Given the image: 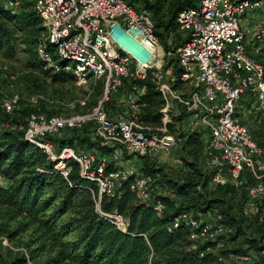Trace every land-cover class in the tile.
<instances>
[{"label": "built area", "instance_id": "2783aa9c", "mask_svg": "<svg viewBox=\"0 0 264 264\" xmlns=\"http://www.w3.org/2000/svg\"><path fill=\"white\" fill-rule=\"evenodd\" d=\"M34 9L44 28L37 54L46 68L58 71L46 47L52 46L59 61L72 63L69 70L76 80L92 79L102 83L101 100L88 115L46 116L37 111L10 127L41 149L63 177H67V160L75 161L82 178L98 188L102 195L113 197L124 181L131 178L129 190L140 203H150L154 186L151 178L134 167L133 160L171 154L176 139L168 135L170 114L180 116L184 130L201 134L207 168L213 181L244 189L246 199L242 215L264 224V140L260 143L251 126L264 130V68L257 60L264 46V0H199L196 7L182 10L176 23L178 32L188 41L175 51L179 74L168 64L173 54L164 52L154 33V23L146 10L127 0H33ZM16 1L3 0L0 7L14 14ZM8 82H16L8 76ZM159 92L163 105L161 132H152L141 114L142 98L147 92L144 82ZM180 86V89L176 87ZM247 95L249 105H242ZM111 96H120L111 115L105 105ZM41 95L32 99L36 106ZM20 98H0V107L8 115L19 109ZM84 105V103H81ZM245 117L247 123H242ZM93 122V136L111 150L100 157L77 151L70 146L59 152L47 138H61L71 129H80ZM107 162L115 170L105 174ZM177 166L179 160L174 162ZM41 172V170H38ZM160 216L163 205L153 204ZM118 229L125 231L126 220L105 215ZM184 224L188 228L190 249L204 246V253L216 254L220 264H228L219 254L220 237L227 229L216 224L210 215L192 218L183 214L174 219L172 229ZM169 229V231L171 230ZM8 246L5 238L1 239ZM23 255L30 260L25 250ZM254 251L230 256L236 264H255Z\"/></svg>", "mask_w": 264, "mask_h": 264}, {"label": "trees", "instance_id": "16d2710c", "mask_svg": "<svg viewBox=\"0 0 264 264\" xmlns=\"http://www.w3.org/2000/svg\"><path fill=\"white\" fill-rule=\"evenodd\" d=\"M12 1L18 3L16 13L11 14L0 7V57L13 59L16 45H23L27 56L26 69L31 73H38L52 84H63L74 79L71 72L65 70L69 64L57 59L52 46L46 47V50L56 61L58 71L46 68L39 58L36 49L42 42L44 28L33 0ZM127 1L150 14L154 33L164 52L172 53L188 41V36L178 32L176 18L182 10L196 7L199 0ZM262 53L263 50L256 58L264 68ZM168 64L178 75L177 58L171 56ZM143 84L147 88L142 98L145 105L143 120L161 127L159 109L163 100L150 82ZM31 86L36 88L34 83ZM115 98L111 96L106 102L109 115L114 113L109 105L114 103ZM41 104L42 100H39L36 106L29 108L19 101V109L13 115L4 113L0 107V212L3 211L11 222L21 219L12 232L6 231L0 224V236H6L11 242L32 229L31 245L35 250L30 254L47 253L44 264H220L216 254L204 253L200 256L204 246L190 249L188 228L183 223L176 229L171 228L174 219L183 214L192 218L210 215L216 224L227 229V233L219 238L223 243L219 254L228 264H236L230 256L250 251L261 254L255 264H264V224L242 215L241 206L246 199L244 189L236 188L229 180L225 184L211 186L214 173L207 168L201 134L189 133L180 124L181 131L175 139L180 151H186L190 160L178 159L183 175L179 181L167 178L153 164L148 165L147 160L151 158L140 159L141 171L151 178L155 190L150 203H140L136 199L129 190L132 180L129 178L115 196L102 195L97 210L98 188L94 182L80 176L75 161H66L69 173L65 178L41 149L24 138L22 132L10 129L31 113H44ZM45 115L54 116L51 112ZM179 120L181 122V118ZM251 132L255 139L259 135L264 138L263 128H251ZM47 139L55 145L57 152L64 146L82 152L92 151L96 156L95 164L100 157L111 155L110 148L103 146L93 136L87 123L80 129L69 130L61 138ZM38 168L42 171L39 172ZM115 169L113 162H107L104 172L107 174ZM237 199L239 201L235 205ZM156 201L163 205L160 216L153 209ZM236 209L239 214L235 213ZM105 215L125 219V231L118 229ZM65 216L68 219L61 222ZM244 222L257 226L255 233L244 234L248 251L231 252L226 246L242 235ZM71 234H75V238L67 240ZM26 262L22 255L10 264Z\"/></svg>", "mask_w": 264, "mask_h": 264}, {"label": "rangeland", "instance_id": "374dc122", "mask_svg": "<svg viewBox=\"0 0 264 264\" xmlns=\"http://www.w3.org/2000/svg\"><path fill=\"white\" fill-rule=\"evenodd\" d=\"M18 37H21V35L18 34ZM23 49L24 46L18 44L16 45V53L13 59H4L3 57H0V98H10L12 96H18L22 104H27V106L31 108L32 99L39 94L43 97L42 104L40 105V108L44 110L43 114L51 112L55 116H70L76 114L88 115L92 112L93 108L101 100V82H95L92 79L79 81L74 77V79L67 83L52 84L49 79H44L43 77L38 75V73H31L26 69L27 56L24 53ZM176 50L177 49H175V51ZM262 50L263 53L261 56V60L264 61V46ZM175 51L172 52L173 58H176ZM69 66L72 67V63L69 64ZM65 70L69 71L67 69ZM8 76H15L17 78L16 82H8ZM32 83L36 84V88L35 86H31ZM176 87L180 89V86L177 85ZM115 97L116 98L114 99V103L112 105H109V109L112 110V112L118 110L116 102L120 96ZM81 103H84V105H81ZM144 109L145 105L143 104L141 110L143 118L145 117ZM160 110L161 108L159 109V111ZM172 111L173 112L170 114V116L172 117V122L171 124H169L170 127H167V132L169 133L168 135H171L175 138L180 134L181 122L179 120L180 116H173V114L175 113V108H173ZM241 122L247 123L242 119ZM87 124L89 125V129L91 130L92 134H94L95 125L93 124V122H87ZM147 124L150 125V128L153 129L152 132L161 134V132L157 131V129L162 128L163 124L161 127L154 126L151 123ZM177 145L178 143L176 142L175 150L171 154H157L151 159L147 160V164H153L152 166L157 170H161L162 174L167 178L179 181L183 178L182 170H180V167L174 164V162L179 158H186L188 161L190 159L186 155V151H180L179 146ZM85 153L94 154L92 151ZM132 163L134 167H139L142 161L135 159ZM37 170L41 169L38 168ZM216 184L217 183L213 181L211 183V186H214ZM238 201L239 199H237L234 204L236 205ZM237 210L238 209L235 210V213L238 212ZM237 214H239V212ZM67 219L68 216H65L61 220V222H65ZM20 220L21 219L19 218L11 222L7 219V217H5L3 211L0 212V224H2L4 226V229L8 232H12L13 230H15L17 225L21 222ZM256 227L257 226L255 224L244 222L241 230L242 235L237 237L234 241H231L230 244L226 246V248L231 252L248 251V247L245 244L246 237L244 236V234L255 233ZM32 236V229H29L23 234H20L11 242L8 241L6 236L1 235L0 238H5L7 240L8 246H4L0 241V264H10L16 259L21 258L23 255L22 250H25L27 252L30 264H44L48 258L47 253H36L35 255L30 254L35 250V247L31 245ZM75 236V234H71L67 238V240H73ZM256 236L257 235L255 234L254 237ZM26 264L28 263L26 262Z\"/></svg>", "mask_w": 264, "mask_h": 264}, {"label": "crops", "instance_id": "0c3cea01", "mask_svg": "<svg viewBox=\"0 0 264 264\" xmlns=\"http://www.w3.org/2000/svg\"><path fill=\"white\" fill-rule=\"evenodd\" d=\"M241 103H242V105H243L244 107H247V106L249 105V98H248L247 95H244V96H243V98H242V102H241ZM241 119H242L243 121L247 122V124H249L248 121L244 118V116H243ZM251 128H254V127L251 126ZM256 139L259 140V141H260V140L263 141V138H262V136H260V135H259V136H256Z\"/></svg>", "mask_w": 264, "mask_h": 264}]
</instances>
